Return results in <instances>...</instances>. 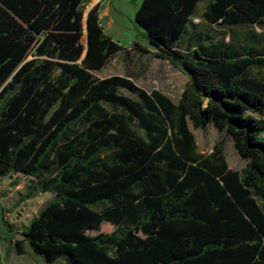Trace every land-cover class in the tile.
<instances>
[{
    "label": "trees",
    "instance_id": "1",
    "mask_svg": "<svg viewBox=\"0 0 264 264\" xmlns=\"http://www.w3.org/2000/svg\"><path fill=\"white\" fill-rule=\"evenodd\" d=\"M91 1L0 0V180L52 194L15 252L264 264V0L141 1L134 21L155 56L188 76L177 102L94 75L124 47ZM189 124L229 134L246 166L229 168L222 140L199 152Z\"/></svg>",
    "mask_w": 264,
    "mask_h": 264
},
{
    "label": "rangeland",
    "instance_id": "2",
    "mask_svg": "<svg viewBox=\"0 0 264 264\" xmlns=\"http://www.w3.org/2000/svg\"><path fill=\"white\" fill-rule=\"evenodd\" d=\"M141 1L109 0L100 10V19L105 32L114 41L128 49L120 51L112 57L106 66L100 71L94 72V75L99 78L113 74L130 76L137 85L147 91L158 89L172 101L177 102L188 81V76L167 60L155 56V49L149 45L144 30L134 21L135 13ZM208 1L201 0L199 6L205 5ZM94 2L95 0H92L86 6V11ZM82 41L85 43V30L83 31ZM134 42L145 45L148 52L139 53L134 48ZM121 92L130 95L125 90ZM189 126L195 137L199 152H210L216 142L222 140L229 168L240 171L246 166L247 160L238 154L233 138L229 134L218 131L212 125H207L204 129L195 128L192 124H189ZM14 179L15 177H6L0 180V198L3 202V214L8 222L12 224V229L19 231L29 223L37 214L39 208L52 197V194L46 192L32 198H25L26 183L28 181L21 179L19 184H13ZM4 228L7 235L13 234L11 229L6 226ZM12 249L14 250L13 247ZM30 253L35 258H40L38 264H63L62 261L47 263L41 257L32 252Z\"/></svg>",
    "mask_w": 264,
    "mask_h": 264
},
{
    "label": "crops",
    "instance_id": "3",
    "mask_svg": "<svg viewBox=\"0 0 264 264\" xmlns=\"http://www.w3.org/2000/svg\"><path fill=\"white\" fill-rule=\"evenodd\" d=\"M99 1L101 2L102 8H103L105 3L109 2V0H95L93 5ZM135 44L136 43L134 42V48H135ZM139 45L144 47L148 52V48L145 45H141V44H139ZM126 49H128V48L124 47V50H126ZM147 52H145V53H147ZM139 53H141V52L139 51ZM113 75H119V74H113ZM122 76H124V75H122ZM128 77H130V76H128ZM101 78H103V77H101ZM131 79L133 80V78H131ZM2 203H3L2 198H0V240H1V243H0V264H22V263L38 264V263H40V258H37V257L35 258V256H33L30 253L31 251L27 245H26V247H24V252L22 254H17L12 249L14 240L15 239H21L22 237L16 233L17 232L16 230H13V229H11L13 231V234H11V235L6 234V231L4 228L6 225L4 224V220H7V219H6L5 215L3 214V204Z\"/></svg>",
    "mask_w": 264,
    "mask_h": 264
},
{
    "label": "water",
    "instance_id": "4",
    "mask_svg": "<svg viewBox=\"0 0 264 264\" xmlns=\"http://www.w3.org/2000/svg\"><path fill=\"white\" fill-rule=\"evenodd\" d=\"M84 30H85V45L87 46V35H86L87 29H86V21H85V19H84ZM85 53H86V50L84 51L83 56L85 55Z\"/></svg>",
    "mask_w": 264,
    "mask_h": 264
}]
</instances>
